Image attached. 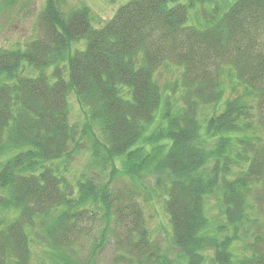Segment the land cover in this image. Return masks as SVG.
<instances>
[{
	"label": "trees",
	"instance_id": "16d2710c",
	"mask_svg": "<svg viewBox=\"0 0 264 264\" xmlns=\"http://www.w3.org/2000/svg\"><path fill=\"white\" fill-rule=\"evenodd\" d=\"M213 2L130 0L94 28L87 7L63 14L57 0H45L44 38L0 50V264H29L34 240L71 263L64 247L96 219L102 239L112 221L130 242L139 236L131 250L150 252L135 184L112 189L115 174L137 182L143 171L169 183L166 210L187 264H264V236L250 233L259 227L248 203L264 180L254 126L264 136V0H233L219 17L201 10L203 21L188 25L191 8ZM81 41L84 49L72 52ZM170 63L181 73L176 107L163 102L155 79ZM224 75L233 98L224 99ZM70 93L87 109L79 128L68 120ZM161 107V123L144 135ZM206 107L212 115L200 122ZM85 141L109 182L71 175ZM216 192L225 221L212 226L204 201ZM251 238L237 256L234 245Z\"/></svg>",
	"mask_w": 264,
	"mask_h": 264
},
{
	"label": "rangeland",
	"instance_id": "374dc122",
	"mask_svg": "<svg viewBox=\"0 0 264 264\" xmlns=\"http://www.w3.org/2000/svg\"><path fill=\"white\" fill-rule=\"evenodd\" d=\"M130 0H57L59 8L63 14H68L72 11L78 10L82 7H87L90 13L94 16L92 26L100 28L106 22L113 18L115 12L119 7L126 4ZM233 0H214L213 4H206L191 8L188 13V25H198V22L203 21L201 10H205L207 14H214L212 11L216 9L215 14L221 16ZM45 0H0V50H16L17 48L24 49L27 43L44 38L43 30L39 22L40 12L43 10ZM215 16V15H214ZM84 42L73 44L71 46L72 52L75 50H83ZM66 62L60 64V68L68 80L67 72L65 71ZM163 68V67H162ZM24 74L35 75V72L26 68ZM53 66L50 67L49 73ZM180 70L174 64H168L160 69L155 76L156 82L161 89L163 95V102L167 99L176 107V98L178 92L173 90L175 88L176 80L179 78ZM27 75V76H28ZM222 87L225 92L224 99L233 98L230 92L228 81L222 77ZM68 102V120L71 125L78 128L84 122V112L86 107L81 105L74 94L70 93L67 99ZM163 106V103H162ZM158 111L153 123L148 127L147 135L153 131L161 123L160 112ZM212 115V108L206 107L199 111L198 119L200 122L205 121ZM259 121H255L257 134L261 136L258 126ZM94 127V126H93ZM93 131L97 139L101 141L103 135L94 127ZM88 142H90L88 140ZM87 141L84 143L82 151L71 162V175L79 176L87 174L89 176H96L100 179V183L109 182L108 170L102 172L98 163L95 162L91 156L90 145ZM93 143V142H92ZM91 144V142H90ZM149 150V149H147ZM115 168L123 170L119 161H115ZM114 175L112 189L125 192L133 189L130 184L134 183L136 188L133 189L137 197V202L140 206L142 222L146 230V250L154 251L152 257H149L150 252H141L131 250L134 242H137L139 236L131 234L132 241L129 240V232L122 229V227L115 226L114 222L109 223L106 238L102 239L100 231L104 227L98 219L95 221H87L83 229L75 232L71 237L72 241L67 247L69 261L66 264H187L182 251L176 247L173 239L172 226L170 217L166 210L167 195L164 189L169 187V183L165 186L157 185L156 176L143 171L139 174L137 182H131L128 178ZM165 178V177H163ZM264 179V176H263ZM164 185V184H163ZM125 188L127 190H125ZM253 192V193H252ZM248 196V203L253 207L251 211V219L256 220V225L259 229L249 230L250 233H256L264 236V180L253 190ZM219 193V192H218ZM217 192L209 196L204 201V214L212 223V226L219 225L225 220L222 219V201L221 194ZM125 201L122 200L123 204ZM136 202V201H135ZM136 202V203H137ZM114 210V209H113ZM112 214H117L113 211ZM9 221L11 216L4 215ZM120 230H117L119 229ZM34 240V237L31 238ZM253 239L246 240L242 243L234 245V252L237 256L241 250L247 249L252 244ZM47 243L43 240H34L30 244V260L29 264H63L61 259H56L55 251H53ZM67 253V252H66ZM212 252L208 251L207 256L212 257ZM209 260L206 261V264ZM64 263V264H65Z\"/></svg>",
	"mask_w": 264,
	"mask_h": 264
}]
</instances>
